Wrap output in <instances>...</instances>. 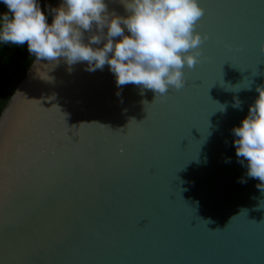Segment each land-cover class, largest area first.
Masks as SVG:
<instances>
[{"label": "water", "instance_id": "obj_1", "mask_svg": "<svg viewBox=\"0 0 264 264\" xmlns=\"http://www.w3.org/2000/svg\"><path fill=\"white\" fill-rule=\"evenodd\" d=\"M199 2L197 63L163 96L34 58L0 114V264H264L232 132L264 84V0Z\"/></svg>", "mask_w": 264, "mask_h": 264}, {"label": "clouds", "instance_id": "obj_2", "mask_svg": "<svg viewBox=\"0 0 264 264\" xmlns=\"http://www.w3.org/2000/svg\"><path fill=\"white\" fill-rule=\"evenodd\" d=\"M121 15L109 12L105 0H0V44L26 45L30 54L69 64L86 62L88 71L105 64L116 84L134 83L163 96L184 84V66L193 67L206 37L196 31L204 9L199 0H120ZM238 125H234L236 156L246 174L264 189V84ZM241 102L234 98L233 107ZM225 110V105H220Z\"/></svg>", "mask_w": 264, "mask_h": 264}, {"label": "trees", "instance_id": "obj_3", "mask_svg": "<svg viewBox=\"0 0 264 264\" xmlns=\"http://www.w3.org/2000/svg\"><path fill=\"white\" fill-rule=\"evenodd\" d=\"M55 2L56 0H41V5L54 6ZM3 10L5 6L0 3V11ZM34 58L26 45L0 44V114Z\"/></svg>", "mask_w": 264, "mask_h": 264}, {"label": "snow or ice", "instance_id": "obj_4", "mask_svg": "<svg viewBox=\"0 0 264 264\" xmlns=\"http://www.w3.org/2000/svg\"><path fill=\"white\" fill-rule=\"evenodd\" d=\"M204 9V8H203ZM204 15H205V11H204V13H203V15L199 18V20L197 21V23L199 22V21H201V20H203V18H204ZM79 141V139L78 140H73V142L75 143V142H78Z\"/></svg>", "mask_w": 264, "mask_h": 264}]
</instances>
